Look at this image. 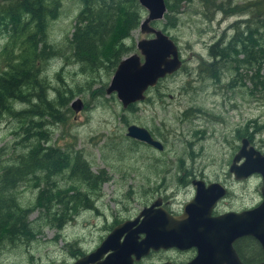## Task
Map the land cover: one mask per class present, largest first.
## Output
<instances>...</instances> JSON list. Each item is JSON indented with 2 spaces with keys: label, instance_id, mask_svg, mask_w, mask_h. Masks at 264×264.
<instances>
[{
  "label": "rangeland",
  "instance_id": "rangeland-1",
  "mask_svg": "<svg viewBox=\"0 0 264 264\" xmlns=\"http://www.w3.org/2000/svg\"><path fill=\"white\" fill-rule=\"evenodd\" d=\"M56 1L60 4L58 15L48 21L45 30L47 42L54 51L39 75L49 96L53 95L54 88L61 89L65 105L59 108V114L62 112L64 118L40 116L39 119L49 131L50 144L80 151L89 170L105 179L96 193H87L89 207L86 204L77 207L60 229L35 220L33 238L29 242L4 244L0 249V264H70L76 260L73 257H81L80 252L86 254L94 249L114 221L131 218L157 196L167 201L168 208L180 213L182 204L193 195L191 185L184 183L182 177L185 168L190 173H199L202 169L208 179H213L221 169L219 163L224 156L225 162L228 149L238 147L242 137L256 150L264 152V92L248 94L245 80L236 87V93H231V88L225 84L236 75L233 71L220 72V84L203 80L198 71L202 59H208V46L216 41L222 46L228 43L235 24H242L237 22H244L248 17L245 6L258 0H181L172 12L173 26L164 29V18L150 22L176 44L182 64L174 73L149 87L143 100L135 102L131 108L122 107L114 93H105L112 73L88 71L74 62L67 37L72 31L79 2ZM213 4L223 10L220 12ZM145 16L142 8L141 19ZM150 36L140 33L138 26L133 29L124 40L131 48L125 56L138 53L136 42ZM5 42L6 37L0 38V50ZM2 66L0 51V69ZM74 99L82 104L76 113L70 109ZM29 103H17V108H27ZM129 124L145 128L160 142L162 149L126 136ZM237 130H244L246 135L238 137ZM24 136L19 122L8 115L2 118L0 152H4L3 159L11 152H26L34 145L33 137L25 139ZM41 174L37 176L40 178ZM68 174V170H64L52 176L51 181L62 183ZM226 183L231 186L232 194L223 199L219 211L239 208L259 193L255 188L257 178L250 179L247 189L243 183ZM63 184L61 188L66 186L65 182ZM80 191L86 193L87 189L82 186ZM14 193L21 206H31L37 188L22 186ZM37 214L33 209L28 220H33ZM193 255L192 248L158 250L137 264H158L167 260L181 264Z\"/></svg>",
  "mask_w": 264,
  "mask_h": 264
},
{
  "label": "trees",
  "instance_id": "trees-1",
  "mask_svg": "<svg viewBox=\"0 0 264 264\" xmlns=\"http://www.w3.org/2000/svg\"><path fill=\"white\" fill-rule=\"evenodd\" d=\"M77 1L79 8L67 37L70 56L83 69L109 75L131 49L124 40L139 26L142 8L137 0ZM177 1L181 0L175 3L164 0V29L175 24L172 12L177 9ZM59 7L56 0H0V38L6 37L0 50L3 55L0 122L7 115L12 117L24 129L25 139L29 136L34 141L26 152H11L5 159L4 152H0V249L4 244L29 242L33 238V222L36 221L60 229L77 207L85 204L89 207L87 193H96L105 179L89 170L80 151L50 144L47 141L50 139L49 131L39 119L40 116L55 120L64 118L62 112L59 114V108L65 105L61 89L54 88L53 95L49 96L39 75L54 51L47 42L45 30L48 21L58 15ZM215 7L220 12L223 10L218 4ZM245 8L248 17L244 22H237L242 24H235L233 40H229L225 48L242 53L243 61L253 65L246 88L252 95L264 92V70H261L264 69V0L250 2ZM29 101V107L17 108V103ZM243 134L244 130L237 136ZM41 140L44 144L40 143ZM64 170L69 174L63 181L66 186L61 188L63 182L56 184L51 180L52 176ZM40 173L39 178L37 174ZM22 186L37 188L31 206H21L16 200L14 191ZM82 186L87 189L86 193L80 191ZM68 191L71 192L67 194ZM33 209L38 214L33 220H28Z\"/></svg>",
  "mask_w": 264,
  "mask_h": 264
},
{
  "label": "water",
  "instance_id": "water-1",
  "mask_svg": "<svg viewBox=\"0 0 264 264\" xmlns=\"http://www.w3.org/2000/svg\"><path fill=\"white\" fill-rule=\"evenodd\" d=\"M137 2L146 11L139 23V32L151 36L136 42L138 53H131L118 61L105 89V93L115 94L122 107L143 100L149 87L174 73L181 65L176 45L161 30L150 25V22L162 18L164 1ZM70 108L76 113L82 108L81 101L74 99ZM125 135L157 150L162 148L143 127L129 124ZM240 158L243 161L236 165ZM230 170L236 179L251 173L260 174L263 199L258 206L212 215V208L223 194V188L217 183L204 186L201 181L193 180L194 194L183 204L180 213L165 211L155 199L142 207L134 219L115 225L92 251L70 264H133L150 251L168 248L194 249V255L183 264H245L233 249L235 239L251 236L264 251V156L246 139H241ZM160 264L173 263L163 261Z\"/></svg>",
  "mask_w": 264,
  "mask_h": 264
},
{
  "label": "flooded vegetation",
  "instance_id": "flooded-vegetation-1",
  "mask_svg": "<svg viewBox=\"0 0 264 264\" xmlns=\"http://www.w3.org/2000/svg\"><path fill=\"white\" fill-rule=\"evenodd\" d=\"M214 8L217 9L216 7H214ZM232 40H233V34L230 38V41H232ZM225 47H226L225 45L224 46L221 45L220 41H216L212 45L208 46V49H207L208 59H202L201 64L199 65L200 68L198 71L202 75L201 77L203 80L209 79V80L213 81L215 84H220V78H219L220 72L225 71V70H231L235 73V71H236V75L234 76L232 81L227 82L225 84V86L231 88L230 89L231 93H236L235 92L236 87H240L245 80L248 81L250 75L252 74L254 67H253V65H248L245 61H243L244 55L242 53H236L233 50H231L229 48H225ZM179 57H180V55H179ZM201 66H204V67H201ZM261 70H264V69H261ZM240 71H244L247 74H242V72H240ZM241 139L247 140V138L242 137L239 140V146L238 147H231V149H228L229 150L228 156L226 157L225 162H223L224 157H225L224 156L222 159V162L219 163V165L221 166V169L219 170L218 173L214 174L213 179H208L206 177V175L203 173L202 169L199 173H193V172L190 173V172H187V169L185 168L184 173H182V177H184V180H185L184 183H187V185L189 184V186L191 185V187H192V193L191 194H194V185L192 184L193 180L201 181L204 186L208 185L210 183H217L223 188V194L217 199V201L215 202V205L212 208V211H211L212 215H218V214H222L225 212H239V211L246 210V209H252V208L258 206L263 199L262 194H261V189H260L261 184H262V179H261L260 174L251 173L249 175H246L245 177L236 179L234 177V173L230 170L231 161H232L234 155L236 154V152L238 151V149L240 148ZM135 141H138V140H135ZM138 142H141V141H138ZM247 142H248V140H247ZM258 151L261 155L264 156L263 151H260V150H258ZM242 161H243V158H240L238 161L235 162V164L236 165L240 164ZM251 178H257V184H255V188L259 192L258 194L256 193L254 196H252V201L250 203L248 202V203L243 204L239 208H230V209L219 211L218 206L223 202V199L232 194L231 186L229 184H227L226 182L232 183V184H233V182L239 183V184L243 183V184H245V189H247L248 182L250 181ZM180 180H182V179H180ZM155 199L159 200V206L161 208H163L165 211H167L171 214H178L177 210L174 211V210H171L170 208H168V206L166 204L167 201L163 200L162 197L157 196L153 200H155ZM153 200H151L147 204H144L142 207L149 205ZM183 204H182V206H183ZM181 209H182V207H181ZM137 213L135 215H133L131 218L127 217V218H124L123 220L114 221V223L112 225H110L109 231L115 225H117V224H119L125 220L134 219L136 217ZM134 226H132V228ZM139 236L142 237V234H139ZM251 242H253V243H251ZM232 246H233V249H234L235 253L237 254L239 260L242 261L243 263H245V264L260 263V262L264 263V251H262L259 243L253 237L248 236V235L241 236V237H239L233 241ZM168 249H174V248H168ZM165 250H167V249H165ZM151 252H155V251H150L147 255L140 257V259L138 261H140L143 257L148 256ZM79 255L82 257L83 255H85V253H82ZM79 255H78V257H79ZM73 258L77 259V257H73ZM138 261H133V264H137ZM185 262H183V263H185ZM160 263H158V264H160ZM183 263H181V264H183Z\"/></svg>",
  "mask_w": 264,
  "mask_h": 264
},
{
  "label": "bare ground",
  "instance_id": "bare-ground-1",
  "mask_svg": "<svg viewBox=\"0 0 264 264\" xmlns=\"http://www.w3.org/2000/svg\"><path fill=\"white\" fill-rule=\"evenodd\" d=\"M164 1V0H163ZM165 12V11H164ZM164 14V13H163ZM173 42V41H172ZM174 43V42H173ZM175 44V43H174ZM176 45V44H175ZM176 48H177V46H176ZM177 51H178V49H177ZM178 55H179V51H178ZM179 59H180V57H179ZM180 62H181V59H180ZM181 64H182V62H181ZM231 65V64H230ZM181 66V65H180ZM201 67H204V66H201ZM207 69V68H206ZM149 133V132H148ZM162 149V148H161Z\"/></svg>",
  "mask_w": 264,
  "mask_h": 264
}]
</instances>
